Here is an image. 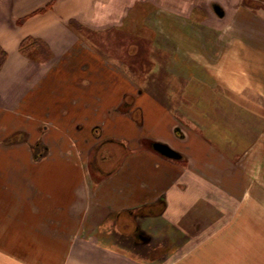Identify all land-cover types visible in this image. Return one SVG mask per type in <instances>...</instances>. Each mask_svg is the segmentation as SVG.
Wrapping results in <instances>:
<instances>
[{"label": "crops", "instance_id": "obj_1", "mask_svg": "<svg viewBox=\"0 0 264 264\" xmlns=\"http://www.w3.org/2000/svg\"><path fill=\"white\" fill-rule=\"evenodd\" d=\"M139 1L0 0V264H264V79L250 76L264 50L228 31L209 63L178 40L212 79L191 87L205 94L195 123L177 121L113 68L73 55L70 21L105 31ZM27 38L57 53L40 77L20 52Z\"/></svg>", "mask_w": 264, "mask_h": 264}, {"label": "rangeland", "instance_id": "obj_2", "mask_svg": "<svg viewBox=\"0 0 264 264\" xmlns=\"http://www.w3.org/2000/svg\"><path fill=\"white\" fill-rule=\"evenodd\" d=\"M130 10L121 24L104 23L102 30L105 31L70 21L68 30L78 42L76 49L78 46L85 48L79 56H76V49L72 50L75 61L92 60L108 65L129 83V89L150 95L158 104L171 110L177 121L184 119L195 123V118L191 117L194 103L205 94L200 98L201 86L197 87L199 95L191 87L196 86V80L208 84L212 79L195 69L193 61L185 58L183 53H178V40H190V51L197 52L200 59L209 63L219 59L228 46V39L224 37L228 31L234 37L231 42L259 46L261 51L264 50V0H140ZM36 39L47 48L32 46L28 54L22 55L38 66L36 74L40 77L42 66L48 65L53 58L55 60L57 53L46 40ZM250 56L256 66L250 70V76L264 79V54L257 52ZM69 57L71 55L65 56L64 61L70 60ZM50 84L46 88L41 84L43 98L54 101ZM134 102V96H127L120 108L131 107ZM137 111L138 108L131 109L129 114L133 120L140 121ZM43 113L49 112L44 110ZM43 118L54 123V117ZM54 136L57 137L53 124L51 137Z\"/></svg>", "mask_w": 264, "mask_h": 264}, {"label": "trees", "instance_id": "obj_3", "mask_svg": "<svg viewBox=\"0 0 264 264\" xmlns=\"http://www.w3.org/2000/svg\"><path fill=\"white\" fill-rule=\"evenodd\" d=\"M36 45L43 46L44 48L46 47L40 40H37L36 38H27L24 40L20 46V52L22 54H28L29 49L33 46L35 47ZM47 48V47H46ZM7 58V54L0 49V71L1 68ZM40 145H37L35 149H38ZM43 152L46 151L45 147L42 149Z\"/></svg>", "mask_w": 264, "mask_h": 264}, {"label": "water", "instance_id": "obj_4", "mask_svg": "<svg viewBox=\"0 0 264 264\" xmlns=\"http://www.w3.org/2000/svg\"><path fill=\"white\" fill-rule=\"evenodd\" d=\"M154 150L159 153L160 155L170 158V159H178L180 158V155L170 148L168 145L163 143H154L153 144Z\"/></svg>", "mask_w": 264, "mask_h": 264}]
</instances>
